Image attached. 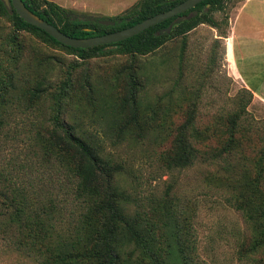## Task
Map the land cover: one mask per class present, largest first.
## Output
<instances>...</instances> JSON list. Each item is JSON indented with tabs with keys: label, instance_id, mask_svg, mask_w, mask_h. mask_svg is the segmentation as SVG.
I'll list each match as a JSON object with an SVG mask.
<instances>
[{
	"label": "rangeland",
	"instance_id": "rangeland-1",
	"mask_svg": "<svg viewBox=\"0 0 264 264\" xmlns=\"http://www.w3.org/2000/svg\"><path fill=\"white\" fill-rule=\"evenodd\" d=\"M87 1L89 6L100 10L91 13L84 6L72 7V10L79 14L114 17L125 14L138 2ZM243 1L229 0L222 10L214 12L216 25L201 23L185 36L171 37L156 52L137 60L144 83L145 103L172 108L167 120L169 129L159 137L149 133L133 139L128 135L125 141L118 143L106 137L107 152L125 164L117 185L131 198L126 203V211L130 214L141 212L157 222L160 229H164L159 224L166 219L167 212H175L177 219L187 226L196 251L206 264H264V248L256 254L248 252L249 244L243 242L250 238V225L233 201H229L230 189L237 192L235 189L240 186V182L234 179L235 173L245 171L246 176L252 177L256 160L264 150L263 58L256 56L252 59L253 56L248 55L238 60V69L232 59L231 27L235 25V16ZM202 11L191 10L182 19L193 18ZM177 24L174 22L175 26ZM12 30L9 21H1L0 41L5 42V50L1 48L0 59L6 65L11 63L14 54L15 45L6 40ZM19 34L24 48L19 62L25 68L26 84L29 79L46 75L50 92L39 106L26 107V112L14 110V114L6 117L8 125L0 131V169L6 175V179L0 175V264H40L26 254V238L21 229L25 217L16 214L17 201L11 200V187L26 189V185L32 182L34 188L43 190L44 200L52 195L54 203L64 209L66 217H70L65 224L77 217L79 210L68 200H60L66 190L58 181V163L47 159L48 155L44 160L33 154L30 147L36 132L33 127L36 125L42 131L45 130L42 126L51 129L52 117L60 112L58 107L64 102L68 111L60 112L62 119L71 123L83 122L85 127L95 131V118L101 117L98 113L91 114L90 110L83 112L80 109L83 106L78 104L80 94H84L82 80L88 77L100 95L110 101L113 94H123L126 79L123 68L132 59L127 55L107 53L82 60L68 49L48 45L28 32ZM250 42L252 40L247 41L244 48L254 53L257 48ZM66 80L70 81L66 87L69 96L57 100L54 95L60 92ZM245 82L260 91L263 97L254 94L248 105L249 113L243 120V126H246L240 133L235 154L226 160H206L205 156H214L215 150L223 145L222 138L214 133L207 140L203 137L197 139L199 142H195V146L199 158L191 166L174 170L165 168L161 153L170 147L187 118V112L194 109L195 126L199 130L216 126L221 116L228 115L240 104L243 88L247 87ZM101 102L102 106L107 103ZM110 114L117 115L110 111L106 112V117ZM7 191L8 197L4 196ZM71 210L74 212L69 214Z\"/></svg>",
	"mask_w": 264,
	"mask_h": 264
},
{
	"label": "trees",
	"instance_id": "trees-1",
	"mask_svg": "<svg viewBox=\"0 0 264 264\" xmlns=\"http://www.w3.org/2000/svg\"><path fill=\"white\" fill-rule=\"evenodd\" d=\"M184 0H138L125 14L114 17L94 16L95 19L80 20L78 12L64 7L52 0H24L25 4L41 18L56 25L64 33L74 37L103 35L132 26L157 13L166 11ZM229 0H204L195 7L163 22L157 23L127 39L91 46L75 48L65 45L45 30L26 22L13 8L10 11L0 0L1 21H9L12 31L6 40L15 45L11 63L6 65L0 59V131L8 125L6 117L14 110L26 112V107L39 106L47 97L49 85L47 76L42 75L26 84L25 68L21 66L23 41L20 32L25 31L36 36L44 43L68 49L80 59L117 53L127 55L132 62L123 68L126 79L123 94H113L111 100L103 98L95 84L88 77L81 82L78 104L83 112L88 110L95 118V131L85 127L83 122H69L61 118L60 112L67 110L66 103L58 107L60 112L52 117L53 127L38 128L32 123L35 134L30 147L33 154L41 159L55 160L59 170V183L66 192L60 200H68L78 208L77 217L65 221L64 209L54 203L52 195L44 200L43 190L34 188L32 182L25 188L12 186V201H17L16 214H23L22 233L26 238V254L34 257L40 264H206L201 261L186 225L167 212V217L158 227L141 212L130 214L126 203L131 198L117 185L118 177L125 170V164L116 160L106 150V137L115 143L125 141L130 135L133 139L147 136L149 133L159 137L168 128L169 106L157 107L145 103L142 93L144 83L140 78V56L150 55L163 47L171 37L185 36L201 23L216 25L213 13L222 10ZM203 10L193 18L182 19L189 11ZM100 19L115 20L114 25L102 24ZM174 22H178L175 26ZM1 38V36H0ZM0 41V51L4 47ZM117 48L113 49V47ZM3 50V51H4ZM78 63V62H77ZM31 83V84H30ZM66 80L55 94L57 100L67 98ZM239 100L238 107L228 115L221 116L216 126L204 131L195 126L194 109L187 112L185 122L179 127L168 149L161 153L163 166L169 170L191 166L198 156L195 142L198 138L209 139L212 134L222 138L223 145L217 148L214 156H205L206 160L220 158L226 160L239 147L241 132L245 128L248 105L254 98V92L248 87ZM66 91V93H65ZM107 103L102 106V102ZM102 106V107H101ZM114 112L106 117V112ZM26 126V125H25ZM31 126V131H32ZM219 132V134H217ZM151 134V135H152ZM205 142V141H203ZM208 153V152H206ZM254 175L246 176L245 171L235 173L240 186L231 188V198L235 207L241 211L250 225L248 252L256 254L264 248V150L255 163ZM0 175H6L0 169ZM10 183L6 185L9 188ZM9 192L4 196L8 197ZM39 194V196L37 195ZM3 195V193H2ZM39 197H43L40 199ZM71 210L69 214H72ZM255 261H259L255 258Z\"/></svg>",
	"mask_w": 264,
	"mask_h": 264
},
{
	"label": "water",
	"instance_id": "water-1",
	"mask_svg": "<svg viewBox=\"0 0 264 264\" xmlns=\"http://www.w3.org/2000/svg\"><path fill=\"white\" fill-rule=\"evenodd\" d=\"M2 1L5 3L6 7L10 11H12V9L14 8L16 12L19 14V16L23 18L26 22L45 30L47 33H49L59 42L75 48H87L91 46L118 42L127 39L129 37H132L157 23L163 22L171 17L186 12L187 10L195 7L198 3L204 0H184L181 3L177 4L176 6L172 7L171 9L150 16L144 19L143 21L138 22L132 26L126 27L121 30L113 31L110 33H106L103 35H96L85 38L74 37L64 33L56 25L41 18L34 11H32L25 4L24 0H2ZM78 18L80 20L95 19L94 15H90V16L79 15ZM99 21L105 25H114L116 23L115 20H111V19H100Z\"/></svg>",
	"mask_w": 264,
	"mask_h": 264
},
{
	"label": "crops",
	"instance_id": "crops-1",
	"mask_svg": "<svg viewBox=\"0 0 264 264\" xmlns=\"http://www.w3.org/2000/svg\"><path fill=\"white\" fill-rule=\"evenodd\" d=\"M53 1V0H52ZM58 4L70 8L85 7L89 12L95 13L98 10L93 6L88 5L87 0H54ZM239 12L235 16V25L231 27L232 39V59L238 69V60L245 59L248 55L262 56L264 61V0H244ZM248 39V40H247ZM252 40V45L257 48L256 52L250 53L245 50L244 45L247 41ZM246 83V82H245ZM246 86L251 89L254 94L263 97L260 91L246 83ZM264 98V97H263Z\"/></svg>",
	"mask_w": 264,
	"mask_h": 264
}]
</instances>
